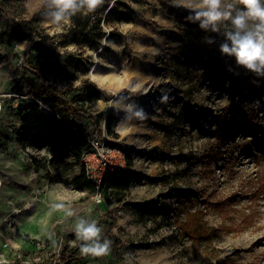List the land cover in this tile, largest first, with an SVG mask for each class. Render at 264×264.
Listing matches in <instances>:
<instances>
[{"label":"rangeland","instance_id":"374dc122","mask_svg":"<svg viewBox=\"0 0 264 264\" xmlns=\"http://www.w3.org/2000/svg\"><path fill=\"white\" fill-rule=\"evenodd\" d=\"M24 5L25 0H0V31L14 20L27 34L23 41L0 46L5 56L0 62V94L11 96L0 104V260L6 244L26 253L51 239L56 243L51 251L60 248L79 264H216L225 259L234 264H264L262 193L256 201L258 184L264 182V79L222 56L218 46L223 37L216 33L204 37L216 40L204 59L182 57L180 48L192 23L186 19L188 10L172 2L105 0L87 15L92 22L104 19L101 27L106 36L98 48L75 41L73 20L56 28L39 14L28 19ZM113 6L131 12L132 20L107 17ZM111 32L126 37H111ZM43 35L49 39L33 47L26 58L32 40ZM93 65L108 78L107 86L91 78ZM42 79L69 100L82 92L74 89L88 80L112 96L107 100L101 95L85 104L99 116L100 129L86 122L94 135L99 132L114 147L125 148L127 164L132 158L139 174H144L121 203L105 199L97 203L95 192L75 187L71 180L83 168L71 153L49 164L45 148L25 151L18 143L19 105L30 100V81ZM114 87L149 118L136 120L135 110L117 114L110 103L117 99ZM164 96L168 99L161 102ZM42 107L46 115L54 113ZM112 110L117 137L106 128ZM126 115L132 117L130 125L121 124ZM67 120L76 117L69 114ZM181 198H189L191 209L204 211V223L223 229L221 235L197 243L184 235L176 220ZM224 200L238 213L256 208L255 225L242 227L237 211L223 216L217 205ZM59 203L70 206L76 215L69 217L52 208ZM81 217L97 221L112 243L133 246L119 252L111 248L102 257L81 255L72 244ZM180 217L184 219L183 213Z\"/></svg>","mask_w":264,"mask_h":264},{"label":"trees","instance_id":"16d2710c","mask_svg":"<svg viewBox=\"0 0 264 264\" xmlns=\"http://www.w3.org/2000/svg\"><path fill=\"white\" fill-rule=\"evenodd\" d=\"M165 3H171L172 0H161ZM107 17H114L117 20L131 21L132 14L129 11H119L118 7L113 6L108 10ZM73 28L71 33L73 34L75 41L78 44L88 43L94 48H98L101 40L106 36V32L102 29L101 23L104 20L102 17H97L94 21H91L90 16H83L77 14L72 17ZM208 32L201 30L197 24H191L187 30L186 37L180 48L181 56L185 59H204L210 53V45L206 43L204 39ZM119 35L122 39H125L126 35L117 34L111 32L110 36L115 37ZM27 34L23 33L20 23L11 20L5 30L0 31V46L11 45L13 41L25 40ZM40 39V40H39ZM45 39H49V35H43L41 38H34L30 43L26 52V58H29L31 49ZM5 59V56L0 53V62ZM86 67L82 66L84 70ZM39 74V71H37ZM32 87V95L30 100L22 102L19 105V116L21 120V126L17 134V141L22 148L27 151L29 149L45 148V152L50 155L49 164H54L58 159L62 158L65 153H71L76 161H81L83 153L88 149L89 142L87 136L91 133L90 126L87 124L88 119L94 124L96 129H100L99 116L91 113L86 108L85 104L90 103L101 95L107 100L112 98L105 90L101 89L96 83L92 81H86L84 84L77 86L74 91H82L78 95L74 96L71 100L64 96V92L59 90L56 86L51 85L48 80L42 79L37 82L35 80L30 81ZM81 102V104H79ZM42 104L50 108L54 113L46 115ZM72 114L76 117V120L69 122L67 115ZM115 122L114 111H110L106 118L107 132L116 136L113 131V125ZM30 157L36 161L35 157ZM37 162V161H36ZM38 163V162H37ZM39 165V164H38ZM45 167V166H44ZM133 162L128 160V167L126 169H120L112 172L106 176L104 185L100 192L103 194L107 203H121L127 193L135 185L138 175L132 171ZM262 178L259 179V181ZM71 183L80 189H89L92 192L97 193L96 186L90 182L84 171L75 176ZM259 197L261 199V193L264 199V182H259ZM228 200H224L217 205V208L223 216L230 217L232 212H236V209H231ZM161 207V206H159ZM165 209V208H164ZM163 212L167 213V210ZM256 208L251 207L250 212L238 213L240 223L242 227L254 226L255 220L258 215ZM181 213L184 215V219L180 217ZM204 211L191 209V202L189 198L180 202V211L178 212L177 223L182 229L183 234L192 239L195 243L200 241H209L213 237L221 235L223 229L208 228L203 221ZM233 223V222H231ZM228 229V228H224ZM128 246H133V243L127 242H115L112 243V251L119 252ZM58 264H79L74 262L71 258V254L67 252H61ZM107 264H118L117 262H108ZM216 264H234L233 261L225 259L217 262Z\"/></svg>","mask_w":264,"mask_h":264},{"label":"clouds","instance_id":"9594fccd","mask_svg":"<svg viewBox=\"0 0 264 264\" xmlns=\"http://www.w3.org/2000/svg\"><path fill=\"white\" fill-rule=\"evenodd\" d=\"M105 0H25L28 19L39 14L49 25L61 28L71 23L77 14L87 16L94 13ZM176 7L188 10L187 20L205 31L223 37L218 50L222 56L231 57L237 67L264 79V0H172ZM206 43L215 44L214 37H206ZM231 70V69H229ZM257 83L258 80L253 81ZM113 95H116L115 93ZM164 96L161 102L167 101ZM129 98L118 96L110 101L114 111L133 113L136 120L145 121L148 113ZM127 101V103H125ZM132 117L126 115L121 124L130 125ZM126 121H128L126 123ZM102 194L96 195V202H102ZM52 208L63 210L67 216H75L74 210L63 203ZM75 240L81 255L102 257L110 254L112 241L103 235V228L97 221L78 218L74 227ZM79 242V243H77Z\"/></svg>","mask_w":264,"mask_h":264},{"label":"built area","instance_id":"2783aa9c","mask_svg":"<svg viewBox=\"0 0 264 264\" xmlns=\"http://www.w3.org/2000/svg\"><path fill=\"white\" fill-rule=\"evenodd\" d=\"M16 96V95H15ZM22 97L21 95H19ZM11 97L3 93L0 94V104L4 100ZM96 135L90 133L87 136L89 142L88 149L83 153L81 158L82 168L87 179L92 182L98 192L105 183L106 176L120 169H126L127 154L125 148L119 149L109 143V138L106 135ZM102 202L104 196L102 194ZM56 245L54 240H42L38 242L37 249L30 252H22L21 250H13L6 244L5 255H2L0 264H58L59 257L62 252L60 248L51 251V247Z\"/></svg>","mask_w":264,"mask_h":264},{"label":"bare ground","instance_id":"6f19581e","mask_svg":"<svg viewBox=\"0 0 264 264\" xmlns=\"http://www.w3.org/2000/svg\"><path fill=\"white\" fill-rule=\"evenodd\" d=\"M89 73H90V76L92 79H94L96 82H98L99 84H101L102 86H107L106 82H107V79L106 77L100 75L97 71H96V66L93 65L90 70H89ZM119 86V85H118ZM117 86V87H118ZM117 87H114V93L116 94V98H118L119 96V91L117 90L118 88ZM105 123V122H104ZM1 184V183H0Z\"/></svg>","mask_w":264,"mask_h":264},{"label":"crops","instance_id":"0c3cea01","mask_svg":"<svg viewBox=\"0 0 264 264\" xmlns=\"http://www.w3.org/2000/svg\"><path fill=\"white\" fill-rule=\"evenodd\" d=\"M92 129H93V127L90 126V130H92ZM131 159H132V158H131ZM132 162H133L132 171L136 172L137 175H138L137 181H136V183H135V185H134V186H136V184L141 180V177H144V176H143L144 174H142V173L139 174L140 171L137 170V165H135V162H134L133 160H132ZM141 175H142V176H141ZM134 186H133V187H134ZM133 187H132V188H133Z\"/></svg>","mask_w":264,"mask_h":264}]
</instances>
